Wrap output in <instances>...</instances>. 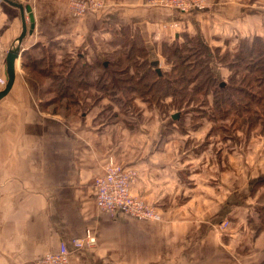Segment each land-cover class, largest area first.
Returning a JSON list of instances; mask_svg holds the SVG:
<instances>
[{"label":"crops","instance_id":"0c3cea01","mask_svg":"<svg viewBox=\"0 0 264 264\" xmlns=\"http://www.w3.org/2000/svg\"><path fill=\"white\" fill-rule=\"evenodd\" d=\"M10 1L29 6L34 20L20 57L51 42L87 59L103 57L125 34L161 68V44L181 35L221 51L224 42L230 50L241 40L264 39V0H204L203 9L184 14L158 0H96L102 9L83 17L66 9L68 0ZM25 20L28 27L27 14ZM20 32L19 10L0 0V90ZM19 58L0 99L10 111L0 129V264H35L86 230L95 244L74 252L69 264H264V227L248 226L264 207L259 128L244 138L223 134L215 145L212 133L180 132L170 123L172 111L153 106L119 120L104 119L96 108L39 111L29 82L17 81ZM109 157L135 171L132 193L157 208L158 220L98 210L94 180ZM223 221L229 226L220 230Z\"/></svg>","mask_w":264,"mask_h":264},{"label":"rangeland","instance_id":"374dc122","mask_svg":"<svg viewBox=\"0 0 264 264\" xmlns=\"http://www.w3.org/2000/svg\"><path fill=\"white\" fill-rule=\"evenodd\" d=\"M189 44L192 43L190 42ZM193 45V49H196L195 43H193ZM185 46L187 48L189 47L186 44ZM69 49L67 48V45L60 42L54 44L50 43L47 44V46L45 47H30L29 49L23 52V55L19 58V62H17V81L20 82L21 78H23L25 81L29 82L28 84L30 85L32 90L31 95L35 99L39 111L50 113L55 112V114L61 115L62 113H82L83 111H92L94 108H96V110L100 109V113L101 115H103L104 119L110 117L113 114H117L115 117L112 116L111 118L119 120L120 118L123 119V117H125V114H127V109H130L132 113L137 114L138 112H140L141 114L142 111L140 109L151 108L152 106H155L157 109L159 108L155 102L156 98L152 95L154 91H152L151 94L144 95L141 93L140 88H137L134 92H130L124 89L126 87L128 89H132L134 87V83L142 76V70H145V67L140 65V70H134L133 68H129L127 63H123L124 60L122 59V55H120V52L118 54L114 53L117 48H112L114 49L113 51L112 49L108 48L107 50L109 51V54L106 58V60L109 61V63H111L113 66L116 62H121V65H119L117 68L118 70L115 68H111L109 70L110 72L116 71L115 75L112 77L116 81H118L119 84L117 87H114L111 84L110 79L107 78L105 74L103 77H101V74H103V69L99 67V65L97 66V64L95 63L98 62V60H105L104 56H92L88 57V59L85 57L82 61H79L76 57V54H80V52H71V50L69 51ZM211 54L214 58V60L212 61L216 64L215 73L217 75L218 80L228 81V77H234V71L236 70V68H232L231 74L230 71L226 69L227 65L225 63H227L228 61H234L233 56L236 54V52H230L227 54L226 50L224 52H221L220 50V52L217 51L215 53L211 51ZM188 55V62L191 63L188 67H191L193 69L194 75L200 70V66L203 65V63H201V61H203V58L200 55ZM214 55L216 56V59ZM159 60L162 61L161 68L163 70H167L168 68H166L164 60L161 57H159ZM136 61H138L140 64L139 58H137ZM83 62L87 63L91 67L89 68L90 70H87L89 71L88 76L83 75V77L82 75H79L78 77L77 72H79L80 65ZM185 65L187 66L186 63ZM121 67H123V70L126 68V75L127 70L129 69V76H124V74L120 72ZM99 68H101L102 71ZM70 70V74H67ZM64 73L66 74L64 75ZM244 73L243 70L242 72L239 70L238 75L235 76L236 81H244L243 83L240 82L237 85L246 86V84L249 83L251 87H256L258 83L254 82L255 75L253 73H250L249 76L246 74L247 76L243 78V76H245ZM66 75L70 77L74 76L70 80V84L73 89L76 88L75 84L77 81L81 80L80 78L86 80L88 85H79V90H74V94H72L73 97L71 98H69L70 90H67L63 97L64 90H62L61 88V82ZM139 75L140 77L136 79L135 77ZM60 76H62L63 78L57 79L58 77L60 78ZM187 76H189L188 73H186V75L182 77L184 78L183 82H185L186 79H189V77ZM199 77L200 76H198V79L193 80V83L188 84L186 90H183V88L181 87V83H179V80L182 78L178 77V79H176V81H178V84H170L171 88L175 92L174 97L179 101L178 107H180L181 110L179 116V119L181 118L179 122L181 123L178 126V131H180L181 128L180 132L183 133H186L185 131L189 130H193L200 133H212V135L215 136V138L213 139L215 145L218 141L216 140V137H223V134L229 136L231 135V133H233L234 135L235 133L239 132L242 138H244V136L247 137L249 133H243L239 131V129L242 130L241 128L236 127L238 126V124H240L242 117L239 118L238 116H236V114H234V107L230 106L229 104L227 106H221L224 108V111L219 114L218 109L215 107L217 94L213 95L210 93L211 91H208L207 95H205L203 91L198 92L194 91L195 89L193 90L194 85H196L197 83L196 81L199 80ZM4 78L5 77L0 74V88L4 84ZM130 78H133L132 81L129 80ZM147 80L149 81V78ZM103 84L108 85L107 90L101 88L103 87ZM118 88L121 89L119 90ZM138 95L142 98H140ZM237 96L238 94L235 93L233 98L235 100H239ZM8 97H12V95ZM123 101H126L125 106H121V103H123ZM169 102L170 98L165 101H161V103ZM68 105L69 108H67ZM167 111H171V109H167ZM167 111L159 112H165L168 114ZM7 114H10V111L5 110V108L1 106L0 102V129L3 126V120L5 115ZM261 121L262 123L257 126L260 131L256 133H261L264 136V119H261ZM235 129L238 131H234ZM262 188V196L264 197V184ZM254 217L256 218L255 222L257 221V223L255 224L254 222H252V224H248V226L250 228L255 227L256 229L261 230L264 227V207H262ZM218 228L220 229V227Z\"/></svg>","mask_w":264,"mask_h":264},{"label":"trees","instance_id":"16d2710c","mask_svg":"<svg viewBox=\"0 0 264 264\" xmlns=\"http://www.w3.org/2000/svg\"><path fill=\"white\" fill-rule=\"evenodd\" d=\"M187 38V39H186ZM183 43H182V42ZM192 44H189V43ZM58 43V42H51V44ZM193 43H195L196 49H193ZM50 44V43H48ZM186 45L189 47L187 48ZM224 45L226 47L227 54L230 52H236V54L233 56L234 61H228L225 63L226 69L230 71L232 74V68H236L234 71V77H228L227 80H218L217 75L215 73L216 64L213 63L212 60H214L211 51L213 53L219 51L220 48H214L210 49L207 47L201 40H199L196 36L195 37H189L186 35H181L178 38H174L170 43H162L160 47V57L164 60V64L167 70H163L162 68H159L158 60L154 59L151 60L148 58V52L145 51L143 44H139L135 41H129L128 37L124 34H120L119 37H117L116 40V46L117 49L114 51V53H119L122 55V59L124 60L123 63H127L129 68H133L134 70H140L139 66L142 65L145 67V70H142V76L135 77L136 82L134 83V87L131 89H128L127 87L124 88L127 91H135L137 88H140V91L142 94L147 95L152 93L153 97L156 98L155 102L158 105L159 111H167V109H171L172 113L169 115L170 117V123L176 124L177 129L181 122H179V116H180V107L179 101L174 97L175 92L171 88L170 84H178V81L176 79L182 78L186 75V73L189 74V79H186L185 82L184 78L179 80V83H181V87L183 90H186L188 87V84L193 83V80L198 79L196 82V85H194L193 90L194 91H203L205 95H207V92L211 91V94H217V100L215 101V107L218 109V113L221 114L224 110L221 106H227L228 104L232 107H234L235 111L234 114L238 116L239 118L242 117V120L238 126L242 130L239 129V131L243 133H252L257 126L262 123L261 119H264V39L260 37H253L245 40L239 41L238 44L233 49H228V43L224 42ZM38 47V46H37ZM34 47V48H37ZM224 50V51H225ZM221 51V52H224ZM200 55L203 58L202 66H200V70L193 75V69L191 67H188L191 63L188 62L189 55ZM108 54L104 55L105 60H98V62H95L97 66L99 65V68L103 74L100 76L103 77L104 74L107 76V78L110 79L111 84L114 87L118 86V81H116L112 76L115 75V72H110L109 70L111 68L117 69L119 65H121V62H116L114 66L109 63V61L106 60ZM215 56V55H214ZM76 57L79 61H82L84 59L83 55L76 54ZM139 58L140 64L137 60ZM216 59V56H215ZM256 61H255V60ZM187 64V66L185 65ZM215 64V65H214ZM113 66V67H112ZM193 66V65H192ZM91 66L87 63H81L79 72H77L78 77L79 75H85L88 76ZM123 67H121L120 72L124 74V76L127 75L125 73L126 68L123 70ZM139 68V69H138ZM160 69V75H158L156 69ZM144 69V68H143ZM186 69V70H185ZM231 69V70H230ZM113 70V69H112ZM118 70V69H117ZM239 70L245 74L244 77L247 75L249 76L250 73L254 74V82L258 83L256 87H251L250 84H246V86H239L238 83H243L244 81H236L235 76L238 75ZM78 71V70H77ZM67 72V71H66ZM71 70L68 71L67 74H70ZM119 72V71H117ZM175 72V73H174ZM177 72V73H176ZM181 72V73H180ZM66 73H64L65 75ZM247 74V75H246ZM62 75V76H64ZM58 76V75H57ZM60 76L57 79H62L63 77ZM74 76H65V78L62 79V90L63 91V97L67 90H70L69 98L73 97L72 94H74V90H79V85H88L87 81L83 78H80L81 80L76 82V88L73 89L71 86V79ZM84 77V76H83ZM127 78V77H126ZM149 78V81L147 80ZM133 78H130L129 80L132 81ZM69 80V83H68ZM74 80V79H73ZM84 80V81H83ZM251 80V79H250ZM104 89H108L107 84L102 85ZM119 90L121 88H118ZM120 92V91H119ZM235 93L238 94L239 100H235L233 97ZM139 96V95H138ZM240 96V97H239ZM142 98L141 96H139ZM215 97V96H214ZM168 98H170L169 103H161V101H165ZM74 100V99H73ZM129 100V99H128ZM126 101H123L121 103V106H125ZM69 108V105L68 107ZM123 108V107H122ZM68 110V109H67ZM168 113L170 111H167ZM126 116H139L140 112L132 113L130 109H127ZM175 113H179V116L176 119L172 118V115ZM52 114H55L53 112ZM117 114L111 115V117H115ZM224 115V113H223ZM234 124V123H233ZM193 128V127H192ZM238 129V128H236ZM234 131H238V130ZM181 131V128H180ZM191 131V130H189ZM187 132V131H185Z\"/></svg>","mask_w":264,"mask_h":264},{"label":"built area","instance_id":"2783aa9c","mask_svg":"<svg viewBox=\"0 0 264 264\" xmlns=\"http://www.w3.org/2000/svg\"><path fill=\"white\" fill-rule=\"evenodd\" d=\"M161 7L176 10L178 13L200 11L205 7L204 0H158ZM66 9L76 17H83L88 13H97L102 9V4L96 0H68ZM176 24L171 27L176 28ZM136 173L114 161L109 157L102 175L94 180L95 201L101 213L116 215L123 214L127 217L156 221L159 213L154 205L144 201L132 193ZM228 221L219 224L221 230L227 229ZM95 235L86 230L84 236L73 239L70 244L61 242L56 251L44 255L35 264H69L71 255L81 249L91 248L95 244Z\"/></svg>","mask_w":264,"mask_h":264},{"label":"water","instance_id":"95a60500","mask_svg":"<svg viewBox=\"0 0 264 264\" xmlns=\"http://www.w3.org/2000/svg\"><path fill=\"white\" fill-rule=\"evenodd\" d=\"M4 1L7 2L8 4L13 5L19 10L21 17V32L16 39L17 46L10 49L6 55V84L5 87L2 90H0V99L5 97L9 93L13 85L15 79V61L20 57L22 53V50L20 48L21 42L25 37V35L27 33L30 34L34 28V20H33V16L31 15V8L29 6H23L15 1H10V0H4ZM25 14L28 15V22H29L28 27L25 20ZM156 71L158 75H160V69L157 68ZM178 116L179 113H175L172 115V118L176 119Z\"/></svg>","mask_w":264,"mask_h":264},{"label":"bare ground","instance_id":"6f19581e","mask_svg":"<svg viewBox=\"0 0 264 264\" xmlns=\"http://www.w3.org/2000/svg\"><path fill=\"white\" fill-rule=\"evenodd\" d=\"M17 67V66H16Z\"/></svg>","mask_w":264,"mask_h":264}]
</instances>
